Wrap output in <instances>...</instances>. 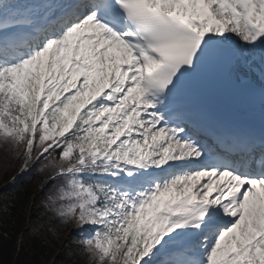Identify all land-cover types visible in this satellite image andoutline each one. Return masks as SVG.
<instances>
[{"label":"snow or ice","instance_id":"1","mask_svg":"<svg viewBox=\"0 0 264 264\" xmlns=\"http://www.w3.org/2000/svg\"><path fill=\"white\" fill-rule=\"evenodd\" d=\"M226 61L264 100V0H0V141L90 264H264V131L194 99Z\"/></svg>","mask_w":264,"mask_h":264},{"label":"rangeland","instance_id":"2","mask_svg":"<svg viewBox=\"0 0 264 264\" xmlns=\"http://www.w3.org/2000/svg\"><path fill=\"white\" fill-rule=\"evenodd\" d=\"M21 162L8 146L0 141V172L10 170L13 174L10 184H13L19 177H25V173L30 171L31 166L28 170L21 171ZM41 183L42 181L38 185L40 186ZM49 190L50 187L47 190L43 187L41 193L36 196V200L20 210L26 218L28 230L31 234L43 239L53 249L54 264H90L89 256L83 251L84 245L79 242L82 239L81 230L71 226L65 228L49 211L45 203ZM13 191L6 184L0 185V223L4 217L9 215Z\"/></svg>","mask_w":264,"mask_h":264},{"label":"trees","instance_id":"3","mask_svg":"<svg viewBox=\"0 0 264 264\" xmlns=\"http://www.w3.org/2000/svg\"><path fill=\"white\" fill-rule=\"evenodd\" d=\"M39 167L38 164L32 165L25 177H19L13 184H10L13 175L10 170L0 172V185L6 184L14 190L9 215L0 223V264H54L53 249L30 233L26 218L20 213L42 191L38 185L43 181Z\"/></svg>","mask_w":264,"mask_h":264},{"label":"bare ground","instance_id":"4","mask_svg":"<svg viewBox=\"0 0 264 264\" xmlns=\"http://www.w3.org/2000/svg\"><path fill=\"white\" fill-rule=\"evenodd\" d=\"M242 69H243V72L248 73L247 70H246L245 68L242 67Z\"/></svg>","mask_w":264,"mask_h":264}]
</instances>
